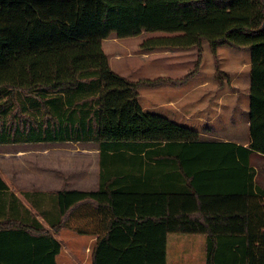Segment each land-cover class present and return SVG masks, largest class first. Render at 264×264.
Here are the masks:
<instances>
[{"label":"trees","instance_id":"obj_1","mask_svg":"<svg viewBox=\"0 0 264 264\" xmlns=\"http://www.w3.org/2000/svg\"><path fill=\"white\" fill-rule=\"evenodd\" d=\"M143 31L161 33L144 50L196 48L192 68L134 80L114 71L102 40ZM204 42L249 49L245 145L204 139L138 101L141 86L196 74ZM55 140L98 143V186L58 190L50 229H18L15 264H56L50 231L64 226L98 232L90 264H169V233L203 234L205 264H264V188L250 163L264 156V0H0V144ZM75 215L97 227L73 226Z\"/></svg>","mask_w":264,"mask_h":264},{"label":"crops","instance_id":"obj_2","mask_svg":"<svg viewBox=\"0 0 264 264\" xmlns=\"http://www.w3.org/2000/svg\"><path fill=\"white\" fill-rule=\"evenodd\" d=\"M144 32V31H143ZM142 33V32H141ZM136 36V35H135ZM153 36V35H150ZM148 37V36H147ZM128 37H107L102 40V48L108 56V61L111 68L118 72L119 74L129 78V79H138V78H153L144 74L142 72L136 71L143 67V71L157 70V76H167L171 78H180L184 76L181 74L180 77L176 76L175 71H168L164 66L169 63L175 62H191L192 56L187 55V49L194 48H166L168 51H155V50H144L141 49L139 44L144 39H142L137 46L139 52L135 53L133 49L128 46H124L122 42ZM108 43L109 52L114 55L116 64L119 63V60H124L126 58L128 61H121L124 63L125 68H119L113 66V61L110 58L109 54L105 51L103 43ZM120 42V43H118ZM117 44L122 45V48H125L124 52H119L117 49ZM196 49V48H195ZM172 50L173 53H168ZM216 49L214 50V52ZM121 53V54H120ZM186 53V54H185ZM183 54L187 55L186 57H181ZM188 54H192V51H188ZM196 56V51H195ZM181 57V58H180ZM163 59V60H161ZM161 60V61H160ZM195 60V59H194ZM156 65L153 69L148 68L149 65ZM121 69V70H120ZM129 69V70H128ZM199 71V70H198ZM197 73V72H196ZM195 75V74H194ZM193 75V76H194ZM155 76V77H157ZM192 76V77H193ZM187 80L179 83L173 82H164L161 84H171V85H181ZM205 82H202L203 87L206 86ZM153 85V86H157ZM208 85V84H207ZM153 86H141V87H153ZM140 87V88H141ZM202 87V86H201ZM139 88V89H140ZM176 88V87H175ZM139 89L138 96L139 97ZM150 89H144L145 100L142 102L140 97L138 99L142 109L163 115L167 118H172L174 121H185V126L198 130L200 135L204 139H211L215 141H231L237 144L245 145L248 140V134H240L236 136H219L217 134L210 136L206 133V129L199 126L201 122H208L213 124L219 115H221V110L219 108L220 102L224 99L234 101L238 93L234 92H220L217 94V106L208 112H198L195 111L192 104V92H194V87L190 86L187 88L185 86L184 91L181 93H171L167 91L162 92V90H153L150 92ZM151 96V97H150ZM148 98V99H147ZM152 98V99H150ZM190 98V99H189ZM192 99V100H191ZM188 100V102H187ZM191 100V101H190ZM200 102H198L199 104ZM232 103H230L231 105ZM229 107L230 112L236 106ZM222 106V104H221ZM218 108V109H217ZM194 109V110H193ZM198 110V109H197ZM200 111V110H199ZM171 119V120H172ZM197 122V123H196ZM248 125L247 120L245 121ZM200 127V128H199ZM34 144L31 146L39 147V151H33L32 153H39L41 161L39 167V173L37 171L25 172V173H0V176L7 184V188L0 189V264H15V256L17 255L18 250L21 249L22 239L19 235L18 229L20 228H31L35 227L38 224L41 226L50 229L51 226L46 217H50L53 214V211L48 209H56V203L53 201V196L58 190L61 189H82V190H94L98 186V157L99 149L98 143L95 141H35V142H18V143H9V144ZM4 145V144H3ZM83 145V146H81ZM74 147V148H73ZM72 154L77 155V161L74 158H65L66 155L71 156ZM83 156V158H82ZM89 159V160H88ZM256 159L259 161L264 160V156H261L257 153H252L250 155V163L256 169L255 174V183L256 185L264 188V166L259 165L261 171L258 169L255 164ZM259 164V163H258ZM33 166V164H32ZM152 180L170 178V176H161L158 174H153L151 176ZM54 207V208H53ZM90 208V212L93 215L94 210ZM43 212L46 213V216L43 215ZM88 219L78 218L77 215L73 218V226L83 222V226H86L90 229L96 228L98 220L96 216H92ZM51 234L60 242L61 250L56 256V264H59L58 258L60 254L65 250L66 246L64 245V237L62 234H70L75 237L76 231L70 229L68 226H64L59 229L57 232L50 231ZM78 233V232H77ZM82 233H80L81 235ZM88 237V244L85 246V257L88 255L90 257V248L92 243L98 236V232L95 233H83ZM79 235V234H77ZM79 235V236H80ZM77 238V237H75ZM68 257V256H67ZM4 260V262L2 261Z\"/></svg>","mask_w":264,"mask_h":264},{"label":"rangeland","instance_id":"obj_3","mask_svg":"<svg viewBox=\"0 0 264 264\" xmlns=\"http://www.w3.org/2000/svg\"><path fill=\"white\" fill-rule=\"evenodd\" d=\"M158 34L161 33L144 31L136 36H127L128 38L126 40L120 42H122L124 46H128L131 49L135 50L134 52L137 53L139 52V50H137L138 43L143 38L150 35ZM103 45L106 48L105 51L109 54L110 58L113 61V66H117L122 69L125 68L124 63L121 61L128 60L124 58V60H119V63L116 64V60L113 58L114 55L109 52V49L107 47L108 43H103ZM121 46L122 45L117 44V49L119 50V52H124L125 48L121 49ZM155 51H168V49L159 48L155 49ZM186 51L187 55L192 56L190 63L184 61L175 62L172 64L169 63L166 64L164 68H166L168 71H175L174 74L179 77L181 74H184L189 68H192L194 59L196 57V49L190 48ZM188 51H192V54H188ZM168 53L173 52L172 50H170ZM185 54H183L181 57H186L187 59L188 56ZM202 55L203 56L199 71L190 80L181 85L161 84L153 87H141L139 89V97L141 101L143 102L145 100L144 89H150V92L152 91V89H161L162 92L168 90L166 93L170 91L171 93H181V91H184L185 86H187V88L192 86L194 87L195 91L192 92L193 100H191L193 101V106H195L194 109L196 108L195 111L206 113L217 106L216 98L218 93L237 92L238 96L234 97V101L224 99L222 100V102H220L219 108L221 110V115L218 116V118L213 124L208 122H201L199 126L205 128L206 133L210 136H213L215 134L219 136L236 137L240 134L244 136L247 135L248 125H246L245 121L247 119L249 103V49L233 48L227 45H219L216 47V51L214 52L213 48L209 44L204 42ZM155 66L156 65L150 64L149 67L145 69H153L155 68ZM143 67L144 66H141L136 71V74L138 72H140V74L144 72V74L150 77L157 76V70H154L153 72L146 70L143 71ZM206 81L208 85L206 84V86L203 87L202 82L206 83ZM198 102L200 103L198 104ZM230 103L236 104V106L231 110V112L229 107L233 105H230ZM155 112L157 111H154V113ZM175 122L178 121L175 120ZM179 124L186 125L185 121H180ZM193 128H195V126H193ZM31 145L34 144H0V173H25L32 171H37L39 173L41 161L40 155L39 153H32L33 151H39V147ZM76 157V154H72L71 156H65V158H74L77 161ZM255 164L261 171L259 165L264 166V160L261 162L256 159ZM77 234L80 235V233L76 232L75 237L77 238H75L73 234H62V238L64 237L63 243L66 246V249L63 250V252L58 258L59 264H90V257L88 255L85 257V246L86 244H88V242H86L88 240V237L86 236V234L83 233L80 236ZM165 252V259L166 262L169 264H205V237L201 233H169L167 237V245Z\"/></svg>","mask_w":264,"mask_h":264}]
</instances>
